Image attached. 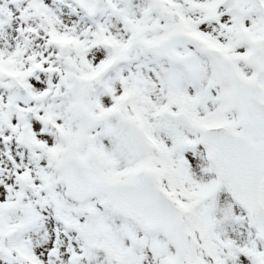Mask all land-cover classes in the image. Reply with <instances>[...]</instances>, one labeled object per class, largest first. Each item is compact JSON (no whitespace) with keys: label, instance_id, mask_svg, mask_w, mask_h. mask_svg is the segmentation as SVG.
Masks as SVG:
<instances>
[{"label":"snow or ice","instance_id":"snow-or-ice-1","mask_svg":"<svg viewBox=\"0 0 264 264\" xmlns=\"http://www.w3.org/2000/svg\"><path fill=\"white\" fill-rule=\"evenodd\" d=\"M0 264H264V0H0Z\"/></svg>","mask_w":264,"mask_h":264}]
</instances>
